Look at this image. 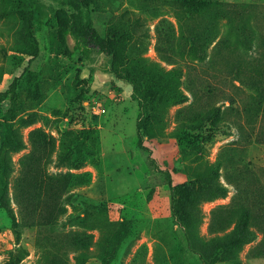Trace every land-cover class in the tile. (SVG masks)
Listing matches in <instances>:
<instances>
[{
  "label": "rangeland",
  "instance_id": "1",
  "mask_svg": "<svg viewBox=\"0 0 264 264\" xmlns=\"http://www.w3.org/2000/svg\"><path fill=\"white\" fill-rule=\"evenodd\" d=\"M91 1L87 58L70 7L0 0V264H208L188 232L238 222L214 264H264V0Z\"/></svg>",
  "mask_w": 264,
  "mask_h": 264
},
{
  "label": "trees",
  "instance_id": "2",
  "mask_svg": "<svg viewBox=\"0 0 264 264\" xmlns=\"http://www.w3.org/2000/svg\"><path fill=\"white\" fill-rule=\"evenodd\" d=\"M11 2L12 0H4ZM61 6H68L73 10L72 19L65 29V33L71 36L74 40L73 49L79 50L82 55L87 58H91L92 51L94 50L90 44L89 37L79 32L78 25L84 23L88 27H92L93 22L91 18L92 1L91 0H56ZM230 4V3H229ZM228 5V3L226 4ZM114 37H117V33H114ZM29 41V47L26 49V54L35 57L38 54L37 39L33 26L30 27V35L27 36ZM116 76L122 81L132 86L131 97L133 100H137L141 109V113L147 111L145 103V82L140 74L139 65L136 63L125 65L120 70L115 71ZM4 97L0 95V100ZM6 114L11 116L13 107L11 106V100L6 105ZM145 126V121H139L137 123V133L141 142V129ZM192 186L195 191L201 192L212 186L211 181L206 178H201L193 181ZM175 209H179L177 204L174 205ZM184 222V221H183ZM189 228V222H184ZM188 237L191 241L201 242L207 247L206 261L208 264H214L218 261L233 260L237 256L238 248L246 241L254 237V233L250 231L248 226L244 224L241 227V222H238L236 226L230 231L223 235H217L208 239L198 237L194 231L188 232Z\"/></svg>",
  "mask_w": 264,
  "mask_h": 264
},
{
  "label": "built area",
  "instance_id": "3",
  "mask_svg": "<svg viewBox=\"0 0 264 264\" xmlns=\"http://www.w3.org/2000/svg\"><path fill=\"white\" fill-rule=\"evenodd\" d=\"M106 110L104 109V108H102L101 110H100V113H104Z\"/></svg>",
  "mask_w": 264,
  "mask_h": 264
},
{
  "label": "crops",
  "instance_id": "4",
  "mask_svg": "<svg viewBox=\"0 0 264 264\" xmlns=\"http://www.w3.org/2000/svg\"><path fill=\"white\" fill-rule=\"evenodd\" d=\"M127 84V83H126ZM128 85V84H127Z\"/></svg>",
  "mask_w": 264,
  "mask_h": 264
}]
</instances>
